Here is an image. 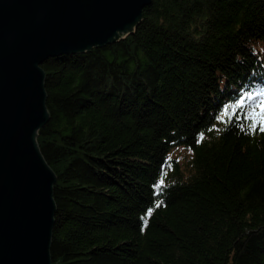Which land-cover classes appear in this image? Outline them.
I'll use <instances>...</instances> for the list:
<instances>
[{
    "label": "trees",
    "instance_id": "trees-1",
    "mask_svg": "<svg viewBox=\"0 0 264 264\" xmlns=\"http://www.w3.org/2000/svg\"><path fill=\"white\" fill-rule=\"evenodd\" d=\"M141 17L41 66L52 264H264V132L246 119L264 103V0Z\"/></svg>",
    "mask_w": 264,
    "mask_h": 264
},
{
    "label": "water",
    "instance_id": "water-1",
    "mask_svg": "<svg viewBox=\"0 0 264 264\" xmlns=\"http://www.w3.org/2000/svg\"><path fill=\"white\" fill-rule=\"evenodd\" d=\"M152 0H0V264H52L56 176L36 142L50 58L105 47Z\"/></svg>",
    "mask_w": 264,
    "mask_h": 264
},
{
    "label": "snow or ice",
    "instance_id": "snow-or-ice-1",
    "mask_svg": "<svg viewBox=\"0 0 264 264\" xmlns=\"http://www.w3.org/2000/svg\"><path fill=\"white\" fill-rule=\"evenodd\" d=\"M260 118L261 123L258 125V120L257 118ZM246 119H251L252 124L249 125L250 129L255 131L257 127H259V131L264 132V103L261 104L259 113L256 112L255 109H253L252 113L246 116ZM201 139H203V134H201ZM163 181H161L162 183ZM160 204H157L156 207H159ZM152 209L148 210V215H151ZM147 223V221H145Z\"/></svg>",
    "mask_w": 264,
    "mask_h": 264
},
{
    "label": "rangeland",
    "instance_id": "rangeland-1",
    "mask_svg": "<svg viewBox=\"0 0 264 264\" xmlns=\"http://www.w3.org/2000/svg\"><path fill=\"white\" fill-rule=\"evenodd\" d=\"M127 34V33H126ZM72 55V54H71ZM262 100H264V97L263 98H261V101ZM181 153H180V155H178L176 152L175 153H173V154H171V157H174V156H177V159L178 160H180V162H184L185 160H184V151L182 150V151H180Z\"/></svg>",
    "mask_w": 264,
    "mask_h": 264
}]
</instances>
